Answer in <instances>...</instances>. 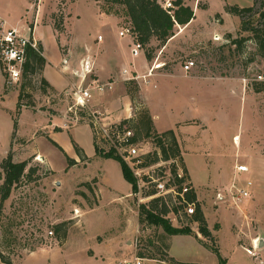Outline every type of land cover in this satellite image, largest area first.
<instances>
[{
    "label": "rangeland",
    "instance_id": "374dc122",
    "mask_svg": "<svg viewBox=\"0 0 264 264\" xmlns=\"http://www.w3.org/2000/svg\"><path fill=\"white\" fill-rule=\"evenodd\" d=\"M186 3L196 10L195 21L189 27L176 25L173 39L167 47L152 50L151 59L144 51L134 59L131 36L122 44L127 56L107 50L109 40L124 39L119 29L128 25L120 4L105 0H0V16L8 22L19 20L32 29L38 25L49 75L78 82L80 77L74 72L80 73L83 61L89 60L93 68L90 80H116L112 89L95 93L89 107L75 112L70 82L60 90H45L43 70L23 73L19 81L9 82L0 66V165L11 153L15 161L30 160L28 167L35 168L31 178H22L7 200L2 204L0 200V254L10 261L6 263L0 256V264H100L102 260L92 262L83 253L123 227L129 229L122 244L131 238L134 254L157 255L169 244L168 253L181 261L264 264V244L260 245L264 243V90L255 89L264 84V58L252 41H246L240 52L225 39L229 32L233 38L250 35L241 30L240 18L229 13L227 6L248 7L254 0ZM257 18L252 20L256 23ZM40 51L43 53V48ZM189 59L195 65L186 73L183 65ZM99 60L112 68L102 77L96 72ZM124 67L139 79L127 80ZM97 101L101 106L95 105ZM97 109L109 123L129 118L137 121L140 112H149L154 116L155 131L174 130L179 156L195 187L211 238L198 232L197 223L189 219L192 211L188 206L180 216L172 211L168 217L175 226H190L192 234L168 235L162 227L141 228L139 205L151 199L143 196L144 177L157 175L160 165L143 170L139 179L142 188L134 192L120 162L94 150L96 139L87 111ZM128 114L131 117H126ZM73 125L77 127L63 130ZM51 138L77 161L74 165L68 166L66 155ZM75 144L86 159H81ZM136 146L143 154L158 150L154 139L144 134ZM239 164L250 170L238 173ZM249 180L253 182L248 187L250 196L236 203L232 195ZM126 257L133 256L119 253L111 264H125Z\"/></svg>",
    "mask_w": 264,
    "mask_h": 264
},
{
    "label": "trees",
    "instance_id": "16d2710c",
    "mask_svg": "<svg viewBox=\"0 0 264 264\" xmlns=\"http://www.w3.org/2000/svg\"><path fill=\"white\" fill-rule=\"evenodd\" d=\"M113 4H120L124 9L125 16L128 20V25L131 28L132 38L139 40L143 45V51L147 59L153 57L155 48H162L166 46L169 40L175 35V26L186 25L195 17V9L186 3V0H174L175 10L170 14L161 4V0H105ZM200 1H198L199 3ZM229 13L236 15L240 18L241 30L247 31L250 35H240L233 38L232 33L226 34V41L235 45L238 51L243 52L246 41L254 42L259 54L264 58V0H254L252 6L241 7L238 5H228L226 9ZM258 15L256 23L252 20ZM46 64L45 57L37 50L30 49L28 51V59L25 63L24 73L26 75L41 72ZM42 87L46 90L47 87H53L47 79L43 76L41 78ZM256 91L264 90V84L255 87ZM137 121L134 118H129L121 121L122 125H127L134 131L132 138L133 142H139L140 137L144 134L151 137L155 141L156 150L149 154H143L140 167H149L152 165L165 162V165L170 169V177L167 186L175 185L177 191L180 193L184 185H188V190L184 193V198L179 195L174 196L171 193L166 195H157L158 191L152 184L143 192V196H148L151 199L148 202L140 203L139 205V223L141 228L144 227H162L168 235L178 234H192L193 230L190 226H175L172 224L168 215L174 211L178 216L184 212V208L188 204H192L193 212L189 219L195 221L198 226V232L207 238L212 237L211 229L208 226L201 204L197 199L195 187L192 184L188 170L180 155V145L176 138L174 130H167L158 133L155 131L154 121L149 112H140ZM130 121L136 122L130 125ZM128 123V124H127ZM16 125V123H15ZM52 142L59 147L66 155L68 166L74 165L77 161L70 157L67 152L56 141L51 139ZM77 152L81 154V159H86V154L77 144L74 145ZM96 152L103 154L106 158H114L118 160L122 167L123 176L126 180L132 183L134 192L139 191L138 178L133 173L130 166L125 160L119 156L115 150H105L95 140ZM30 160L15 161L11 153L1 162L0 170V200L1 204L7 200L13 189H15L21 182L22 178L28 176L31 178L32 172L35 168L28 167ZM159 173L163 175L165 166L158 167ZM180 170L182 175L180 176ZM155 175V174H154ZM155 175V176H157ZM145 181L149 178L145 175ZM90 187V184L87 183ZM185 213V212H184ZM58 228V227H57ZM197 235V234H196ZM150 243L154 240L150 239ZM165 249L157 255L146 256L143 252H137L138 255L144 258L157 259L169 264H203L181 261L170 255L167 251L169 244L164 245ZM216 253L219 255V249L215 248ZM2 260L10 263L9 260L0 254Z\"/></svg>",
    "mask_w": 264,
    "mask_h": 264
},
{
    "label": "built area",
    "instance_id": "2783aa9c",
    "mask_svg": "<svg viewBox=\"0 0 264 264\" xmlns=\"http://www.w3.org/2000/svg\"><path fill=\"white\" fill-rule=\"evenodd\" d=\"M37 3L41 0H36ZM161 4L170 14L174 13L176 8L174 0H161ZM121 37L131 36V28L129 25H124L119 31ZM102 39V36H99ZM216 40L220 39L219 35L215 36ZM30 49L40 51V42L35 34V29L27 28L22 29L18 26L11 25L5 18L0 16V66L4 72L5 79L9 82L19 81L24 73L25 63L28 59V51ZM143 52V45L139 40L133 39L131 54L134 58L139 57ZM42 54V53H41ZM67 63V59H65ZM195 61L189 59L183 65L185 72H189L194 68ZM159 67V64H156ZM92 62L89 60H84L81 71H75L74 74L79 75L80 80L77 84L73 85V92L75 95L76 110L89 107V104L93 98L95 92L104 93L112 89L115 85L114 80L107 81H97L90 80V74L92 72ZM127 80H137L139 75L134 74L131 70L125 68L123 70ZM261 78V76H259ZM90 119L91 128L94 137L98 144L101 142L104 146H109V148L115 150V152L121 156L125 162L130 166L135 176L138 178V184L140 175L146 167H140L142 162L143 153L138 152L137 143L133 142L132 138L134 136V131L127 125H122L121 122L109 123L106 122L104 114L98 111H87ZM145 154V153H144ZM165 166L163 175H150L147 174L149 180L144 183L146 188H149L154 184L157 189V195H166L168 193L174 196L179 195L184 198V193L188 190L189 186L184 185L182 191L179 193L175 185H166L170 177V169H166L165 162L161 164ZM237 170L240 172L248 171L249 167L246 164H239ZM179 175H182V170H180ZM252 181H247V185L244 187H237L236 194L232 195L235 202L242 201L244 198L250 196V190L248 187L252 186ZM233 187H236L234 184ZM139 188H142L139 184ZM221 194L218 193V198H221ZM188 211L193 212L192 204H188ZM52 232V231H51ZM256 246H253V249ZM247 249V251L252 255H257L255 250ZM146 258L134 254L131 259L125 260V264H145Z\"/></svg>",
    "mask_w": 264,
    "mask_h": 264
},
{
    "label": "crops",
    "instance_id": "0c3cea01",
    "mask_svg": "<svg viewBox=\"0 0 264 264\" xmlns=\"http://www.w3.org/2000/svg\"><path fill=\"white\" fill-rule=\"evenodd\" d=\"M200 1V0H198ZM196 19V10H195V17L186 25H183L184 27H189ZM10 23V22H9ZM11 25L13 26H18V27H21L22 29H27V27L25 26V24H23V22L21 21H17L16 23H10ZM179 25V24H177ZM181 26V25H179ZM35 34H36V37L38 38V40L40 41L41 43V46L40 48H43V53L42 55L45 57L46 59V64H45V67L43 69V76L47 79V81L55 88V89H63L65 88V86H67V83H71V85H75L77 84V81L74 80L72 78V81H69V77L68 78H65L64 76L60 75V76H55V75H49L47 72H46V68L48 66V63H49V59H48V55L46 54V51H45V48L43 46V43H42V40L40 38V36L38 35V25H35ZM121 29V28H120ZM119 29V31H120ZM175 36V35H174ZM173 36V37H174ZM126 37H122L124 39H120V40H109L108 43H107V50L110 54H120L122 57L123 56H127V51H125V48L124 46L122 45L123 42H125ZM173 37L170 39L172 40ZM169 40V41H170ZM132 44V43H131ZM168 43L166 44V46L164 47H167ZM132 56V54H131ZM141 56V55H140ZM139 56V57H140ZM133 57V56H132ZM137 57V58H139ZM134 58V57H133ZM136 59V58H134ZM108 63V62H107ZM96 66V69L99 74H100V77L102 73H107L108 71H110L112 68L111 66H106L105 65L103 66V62L101 60H99L97 62V64L95 65ZM126 67L123 68V70L125 69ZM123 70H122V73H123ZM192 71V70H191ZM190 72V71H189ZM189 72H186V73H189ZM61 74V73H60ZM124 75V74H123ZM125 76V75H124ZM105 77V76H104ZM109 79V78H108ZM107 80V79H106ZM131 81V80H130ZM114 82L116 83V80H114ZM69 83V84H70ZM97 94H100L101 92H95ZM94 93V95H95ZM105 93V92H104ZM93 95V96H94ZM92 102V100H91ZM101 102V101H100ZM95 105H100L97 101V104L95 102ZM101 106V105H100ZM97 107V106H96ZM98 108V107H97ZM97 111L99 112H102L101 109H97ZM103 113V112H102ZM126 117H131V114H128ZM153 118V121H154V124H155V120H154V116H152ZM63 127V126H62ZM74 127H77V125H73L72 127H68L67 126H64L63 127V130L65 129H70V128H74ZM62 130V131H63ZM52 131H50L51 133ZM53 133V132H52ZM52 135H55V133H53ZM75 136V135H74ZM53 139L54 141H56L54 138H51ZM60 146H62L58 141H56ZM93 144H95V140L93 139ZM64 148V147H63ZM67 153L68 151L66 149H64ZM94 150H96V148L94 147ZM38 154H40L39 152H37ZM41 155V154H40ZM250 170V169H249ZM248 170V171H249ZM238 171V170H237ZM238 173H241L240 171H238ZM121 197H118V199H120ZM115 199V198H113ZM121 228V227H120ZM128 229L127 227H123L122 229H118V234L117 235H111V237L109 238V240H103V241H99L97 240L96 243L90 247L88 250L85 251V253H83V257L84 258H89L93 261H98V260H102V262H100V264H111V261H112V258H117L118 257V254L121 253V254H128L130 253L131 256H134V249L131 248L130 246V241H131V238H125V245L123 246V238L126 237L127 233H128ZM264 243L262 242V245ZM113 259V260H115ZM130 259V258H129ZM125 260H128V258H124V261ZM146 261H151L153 263H156L158 262L159 264H169L167 262H164V261H159L157 259H147L146 258Z\"/></svg>",
    "mask_w": 264,
    "mask_h": 264
},
{
    "label": "water",
    "instance_id": "95a60500",
    "mask_svg": "<svg viewBox=\"0 0 264 264\" xmlns=\"http://www.w3.org/2000/svg\"><path fill=\"white\" fill-rule=\"evenodd\" d=\"M262 242H263V241L260 242V245H262Z\"/></svg>",
    "mask_w": 264,
    "mask_h": 264
}]
</instances>
